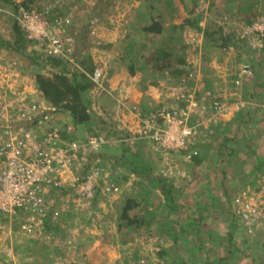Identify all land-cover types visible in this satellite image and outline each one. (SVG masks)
I'll use <instances>...</instances> for the list:
<instances>
[{"label": "rangeland", "instance_id": "1", "mask_svg": "<svg viewBox=\"0 0 264 264\" xmlns=\"http://www.w3.org/2000/svg\"><path fill=\"white\" fill-rule=\"evenodd\" d=\"M2 5L0 35L9 40L14 22L18 24L16 17L24 9L13 4L12 8ZM33 9L47 17L49 22L72 20V28L85 46L81 54L76 48L77 58L84 59L89 54L96 59H106L110 77L130 73V67L135 69V74L140 73L146 80L137 81L138 97L135 101L145 110L148 108L145 98L149 88L145 85L165 82L167 75L177 82L189 79L191 84L197 82L215 92L226 93L230 103L233 100L229 93L235 88L239 66L248 62L254 78L240 89L242 98L252 105L243 113L210 127L213 129L209 130L214 132L219 129L220 135L210 133L211 145L197 148L201 156L209 151V157L199 170L194 168V161L193 164L179 161V169L189 179L176 182L197 183L193 197L189 191L175 192L177 202L186 205L182 215L181 210H169L157 191L147 184H140L139 179L130 175L127 170L129 162L121 159V143L114 141L102 151L106 156L102 159L104 172L108 174L104 180L123 186L121 193L102 198L91 208L77 204L71 191L63 196L57 193L53 198L54 209L59 212V234H55L52 228L42 227L38 239L30 240L25 235L20 224L23 220L0 221V238L4 229L5 237L6 228L20 225L13 229L20 236L16 239L12 236L16 264H182L178 262L183 260L184 264H196V261L197 264L205 261L208 264L204 259L207 254L217 261L225 255L223 262L227 264H264V223H261L260 231L248 234L232 205L240 190L258 185L255 182L257 175L264 169V42L252 56V63L242 50L229 53L214 43H208L205 34L206 29L220 27L227 34L234 32L243 36L248 44L255 45L258 40L247 35L245 28L254 18L264 15V0H35L25 10ZM196 18L202 31L183 26L185 20ZM153 23L161 24L160 33L144 31ZM88 26L90 30L86 34ZM163 45L172 50L175 62L184 59L185 65L181 73L173 75L168 70L162 76L164 78L157 79L148 63L154 49ZM26 52L7 53L17 60L22 76L33 80L30 85H36L34 77L42 70L37 64L41 58L38 53L28 55ZM179 68L176 66L175 69ZM148 101L152 103V99ZM101 103L109 106L107 98H102ZM92 135L90 128L83 126L81 130L77 129L76 139ZM138 144L146 162L158 173L159 162L149 145L141 141ZM258 165L262 167L258 168ZM127 195L134 197L136 207L124 218ZM203 200L205 204L201 203ZM191 215L195 226L188 229L187 220L183 219ZM197 226L203 233H199V237L194 234L195 230L198 231ZM177 228L179 232L193 234L196 238L198 245L194 243L192 256L190 253L178 255L175 250L168 253L163 248L169 243L172 245ZM230 232H233L231 238ZM99 250H103L102 254ZM0 264L15 263L2 259Z\"/></svg>", "mask_w": 264, "mask_h": 264}, {"label": "built area", "instance_id": "2", "mask_svg": "<svg viewBox=\"0 0 264 264\" xmlns=\"http://www.w3.org/2000/svg\"><path fill=\"white\" fill-rule=\"evenodd\" d=\"M11 1L15 7L24 9L16 22L25 32V41L34 44L30 50L81 70V59L76 54L77 35L70 18L49 22L35 9L25 10L26 0ZM1 11L4 10L0 7ZM245 31L258 40L249 45L254 50L262 48L264 15L248 24ZM91 58L96 68L87 76L94 84L93 100L102 93L114 105L113 113L109 114L113 123L127 131L129 141L147 143L157 157L160 174L177 181L189 179L179 169V161L191 163L197 148L211 142L210 127L252 105L240 94L253 75L248 62L239 66L235 88L229 93L232 103L226 93L192 82L196 80H191L192 84L189 79L177 82L167 75L165 82L149 85L152 103L145 110L132 99L128 87L111 85L106 59ZM31 81L18 71V62L11 54L0 51V221L23 220L21 228L30 240L42 234V226L36 227L38 221L49 215L55 220L59 217L53 196L61 189H71L77 204L91 208L100 199L121 193L123 188L104 180L108 174L101 158L94 159L82 174L91 156L113 142L100 135L76 139L77 129L73 126L45 129L54 107L37 84L30 85ZM97 108L94 103V112L102 116ZM255 182L257 186L240 190L232 201L234 213L248 234L260 231L264 223V169ZM6 229L7 234L4 237V229L0 238V261L9 259L16 264L12 236L16 239L20 235L12 227Z\"/></svg>", "mask_w": 264, "mask_h": 264}, {"label": "trees", "instance_id": "3", "mask_svg": "<svg viewBox=\"0 0 264 264\" xmlns=\"http://www.w3.org/2000/svg\"><path fill=\"white\" fill-rule=\"evenodd\" d=\"M34 1L35 0H26L25 3L23 4V7L27 9L29 5ZM2 4L12 8L13 3L11 0H0V5ZM256 18H254L251 22H253ZM183 26L202 31L198 18L194 20L192 19L185 20ZM89 30L90 27L89 26L86 27L85 33L87 34ZM144 31L148 34L160 33L161 24L153 23L151 26L145 27ZM81 34H82L81 36H84V33ZM205 34L208 39V43H214L216 44L217 47L225 51L231 49L236 51L242 50L245 54L249 55L248 59L250 60V62L253 63V57L256 54V50H254L245 41L243 36H239L234 32L227 34L220 27L218 28L215 27L212 29L209 28V30L206 29ZM76 41H77L76 46L78 47V53L81 54L85 51L84 43L81 42L80 36L76 37ZM33 46L34 44L27 43L25 41L24 30L15 22H14V27L12 29V37L9 40H5L0 35V50H5L7 52H12V53H21V54L27 51L28 53L26 52V54L35 55L38 52L30 50L32 49ZM38 57L41 58V60L39 59L40 62L39 63L37 61L35 62H37V64H39L40 67H42V70L37 71V73L35 74L37 87L41 92H43L47 101L52 105V107H54L53 112L54 113L62 112V113L70 114L77 125H83L85 127L88 126L90 128V131H92L94 135L104 136L108 138L110 142L114 143V141L115 142L122 141L119 142L121 143V148H123V155L121 159L127 160L129 162V166L127 170H129L130 175L139 179L140 184L142 185L147 184L151 189L157 191L160 194V196H162L163 198V204L169 210L175 212L181 210L180 215H182V212L185 211L186 205L185 204L181 205L177 202V200L174 198L175 192L183 191L184 193L185 191H189L191 197H193L196 189L194 185L197 183L195 181H192L190 183L186 181V184L177 183L176 182L177 180H175L174 178H167L161 175L159 172V168H158V173H155L153 167H151L144 159V154L141 152V149L139 148L140 144H138V142L129 141L128 140L129 136L127 131L117 127V125L112 122L109 115L105 117V116H100L94 112L93 105L95 103L94 102L95 99L93 100V96L91 95V92L94 90V84L89 80L87 76V74H92L96 68L91 56L89 54H86L84 59H81L80 61L81 70L61 60L45 58L40 54ZM184 63H185L184 59L183 61H180V63L175 62L174 54L172 50L166 47L165 45H163L154 49L148 64L152 68L151 70L155 78L156 76H158L157 79H160V78H164L162 76L165 75L166 71L168 70H170L173 75L181 73L183 70V66L185 65ZM176 66L180 68L175 69ZM130 73L131 75H135V69L133 67H130ZM97 100H100V98L98 97ZM1 131L2 128H0V133ZM209 133L211 134L213 133L216 136L220 135L219 129H216L215 132L213 130H210ZM226 141H228V139ZM211 143L212 142L206 145L210 146ZM208 157H209V151L206 153L205 156H201L199 155V153H196V155L193 156L191 164H193L194 161L195 163L194 168L198 167L199 170L200 165L203 162H205ZM96 158L104 159L106 158V156L104 152H101L98 153L97 155L91 156L90 161L92 162ZM90 161L86 164V167H84V169L82 170L83 175L88 171L91 165ZM112 163L115 164V160H112ZM261 167L262 165H258V168ZM78 178L81 181V175H79ZM70 191L71 189H61L59 193L63 196ZM127 196L123 211L124 218H127L129 212H131L136 207L133 205L135 201L134 197H132L131 195L128 197ZM201 203L205 204L204 200L201 201ZM200 218L202 220L201 216ZM57 219L55 220L51 215H49L48 217H45L40 221H38L36 227L38 225V226H42L44 229L52 228L55 231V234H59L58 231L60 229L57 226ZM184 220H187V224L185 225H187L188 229H190L189 227H191V225L195 226L193 224L194 222H192V220L194 221L192 215L188 216L186 219H183V221ZM19 227H20L19 224L14 225L15 229ZM196 229L198 230V231L195 230L196 233L202 232L200 228L198 229V226L196 227ZM178 233L180 235L176 236L177 238L175 237L174 241L178 243L177 247L180 249L183 246L182 242H184L182 238L187 237V235L184 231H180ZM189 235L191 234L188 233V236ZM183 252H186V250H183ZM183 252L181 254H183Z\"/></svg>", "mask_w": 264, "mask_h": 264}, {"label": "crops", "instance_id": "4", "mask_svg": "<svg viewBox=\"0 0 264 264\" xmlns=\"http://www.w3.org/2000/svg\"><path fill=\"white\" fill-rule=\"evenodd\" d=\"M262 12H264V11H262ZM113 41H115V40H113ZM113 41H111V42H113ZM227 52L233 53L235 51L233 49H231V50H228ZM111 78H112L111 79V85L113 87L118 86V85L120 87L121 86L128 87V89L130 90V92L132 94V99H136L138 97V93L136 92V90H138V89L136 87L143 80H144L143 82H145V80H146L145 78L142 77V75H140V73L139 74H135V75H131L130 73H125V74H121V75L118 74V75H113V77H111ZM253 78L254 77H252L251 79L247 80L246 84L250 83L253 80ZM137 81H139V83H137ZM145 87H149V84L145 85ZM148 94L149 93L147 92L146 93V97L147 98H145V100H146V105L149 108V105H151V104H150V101H148V99H149ZM98 97L100 98V100H97ZM102 98H104L102 93H100L99 95L96 94V98H95L94 102H95V105L98 107L97 110H99V112H102V116L106 117L109 114L113 113L112 109H114L113 108L114 105H110V104H109V106L101 105ZM254 99L258 100L257 98H254ZM261 104L262 103L260 102L259 105H261ZM262 107H263V105L261 106L260 110H262ZM44 126H45V129H47V130L50 129V128H55V127H59L60 129H63V128L67 127V126H73L74 128L81 130V128L83 127V125H77L74 122V120H73V118H72V116L70 114L62 113V112H56V113H53L52 115H50L48 117V120H47V122H46V124ZM192 222H194V221L192 220ZM195 224H196V222H195ZM189 228H191V227H189ZM178 232H179V228H177V232H176L177 235L176 236L180 235ZM194 234H197V237H199V233H194ZM200 234L202 235L203 233H200ZM232 236H233V232H230L229 237L231 238ZM182 239H183L184 242H182L183 246L180 249L177 247L178 243L174 241V238H173L172 245H171V243H169V245H167L166 247H163V248H165L168 253L175 250V251H177L178 255L181 254L183 252V250H186V252H183V254L187 255L188 253H190V255L192 256L193 255V250H194V243H197L195 241L196 238L193 236V234H191L189 236L187 234V237H183ZM197 245H198V243H197ZM99 252H100V254H102L103 250L102 251L99 250ZM227 254H228V249H227V252H226V256H227ZM224 257H225V255L221 256V258H219L218 261H217V260H214L213 257H210L207 254L206 258H204V257L203 258L207 260L208 264L209 263L210 264H227L228 262H223ZM178 263L184 264L185 262L183 260V261H180ZM196 264H197V261H196ZM204 264H206V261L204 262Z\"/></svg>", "mask_w": 264, "mask_h": 264}]
</instances>
